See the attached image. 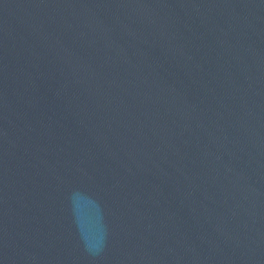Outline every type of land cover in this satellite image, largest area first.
<instances>
[{
  "label": "water",
  "instance_id": "95a60500",
  "mask_svg": "<svg viewBox=\"0 0 264 264\" xmlns=\"http://www.w3.org/2000/svg\"><path fill=\"white\" fill-rule=\"evenodd\" d=\"M0 264H264V0H0Z\"/></svg>",
  "mask_w": 264,
  "mask_h": 264
}]
</instances>
